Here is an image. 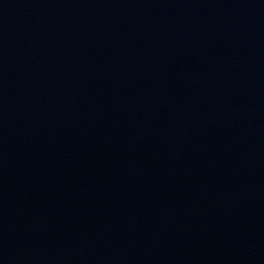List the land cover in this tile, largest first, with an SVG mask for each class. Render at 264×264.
Wrapping results in <instances>:
<instances>
[{"label": "water", "instance_id": "95a60500", "mask_svg": "<svg viewBox=\"0 0 264 264\" xmlns=\"http://www.w3.org/2000/svg\"><path fill=\"white\" fill-rule=\"evenodd\" d=\"M0 264H264V0H0Z\"/></svg>", "mask_w": 264, "mask_h": 264}]
</instances>
